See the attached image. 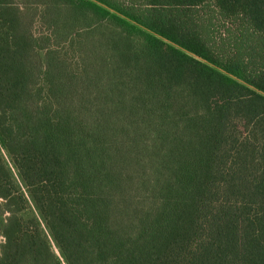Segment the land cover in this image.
<instances>
[{
    "label": "trees",
    "instance_id": "1",
    "mask_svg": "<svg viewBox=\"0 0 264 264\" xmlns=\"http://www.w3.org/2000/svg\"><path fill=\"white\" fill-rule=\"evenodd\" d=\"M33 1L0 0V264H264V0Z\"/></svg>",
    "mask_w": 264,
    "mask_h": 264
},
{
    "label": "rangeland",
    "instance_id": "2",
    "mask_svg": "<svg viewBox=\"0 0 264 264\" xmlns=\"http://www.w3.org/2000/svg\"><path fill=\"white\" fill-rule=\"evenodd\" d=\"M14 5L21 7L22 10H24L25 8H29L35 13L39 11V4L34 2L33 0H14ZM193 13L195 14V16L193 17L195 23L202 25V27H206L207 32H212L214 41L219 42V39L222 38L225 41L231 42V39L235 38L233 33L236 32V22H224L220 20L217 12L210 4L205 5L203 8H196L195 10H193ZM36 22L37 23H35L34 25V31L47 34V25H42L39 19H36ZM229 46L232 49L233 44L231 43L229 44ZM71 52V49L66 45L61 48V53H63L65 58H68L67 61L69 64H73L72 61H74L71 60Z\"/></svg>",
    "mask_w": 264,
    "mask_h": 264
}]
</instances>
